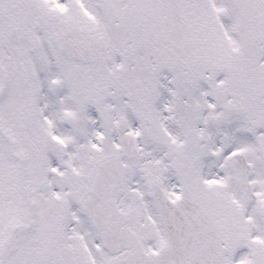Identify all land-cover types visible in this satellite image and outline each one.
<instances>
[{
    "label": "snow or ice",
    "instance_id": "6c2138e0",
    "mask_svg": "<svg viewBox=\"0 0 264 264\" xmlns=\"http://www.w3.org/2000/svg\"><path fill=\"white\" fill-rule=\"evenodd\" d=\"M0 264H264V0H0Z\"/></svg>",
    "mask_w": 264,
    "mask_h": 264
}]
</instances>
